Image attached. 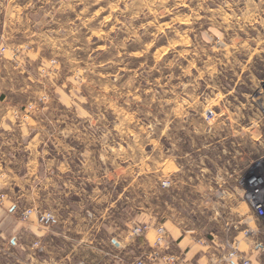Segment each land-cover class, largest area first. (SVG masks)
I'll list each match as a JSON object with an SVG mask.
<instances>
[{"label":"clouds","instance_id":"9594fccd","mask_svg":"<svg viewBox=\"0 0 264 264\" xmlns=\"http://www.w3.org/2000/svg\"><path fill=\"white\" fill-rule=\"evenodd\" d=\"M12 3L0 0V11L7 10L0 31V226L13 235H42L33 225L37 215H52L45 200L75 191L81 176L99 183L138 175L149 161L145 147L153 145L155 155L176 117L205 106L210 112L221 98L198 92L223 63L209 51L226 57L247 48L253 37L239 35L247 29L264 43V0H220L214 8L215 0ZM166 93L176 100L159 99ZM49 142L64 164L56 157L37 163L49 155L37 146ZM73 159L83 164L79 172L67 166ZM109 165L117 171L105 175ZM14 208L17 217L8 213ZM152 242L167 246L163 229ZM224 258L237 264L235 253Z\"/></svg>","mask_w":264,"mask_h":264},{"label":"rangeland","instance_id":"374dc122","mask_svg":"<svg viewBox=\"0 0 264 264\" xmlns=\"http://www.w3.org/2000/svg\"><path fill=\"white\" fill-rule=\"evenodd\" d=\"M219 2L215 0L209 7H216ZM260 32L264 33L263 29ZM239 35L242 40L253 37L248 40L247 48L239 52L229 49L233 54L226 57L209 51L223 63L217 65V74L210 81L200 82L198 92L212 93V99H216L217 93L221 97L211 105L214 117L204 116L207 106L188 109V115L176 117L168 135L159 138L155 155L153 145L145 147L149 161L144 169L137 170L138 175L127 178L117 175L99 183L81 176L75 191L61 194L62 199L58 196L45 200L51 210L65 216L72 212L77 226L68 217L66 223L51 229L44 237L46 242L35 232L21 236L0 228L5 233L0 237V264H42V258L53 262L66 254L98 258L99 249L106 247L111 238L124 241L121 254L135 264L152 247L147 244L145 232L132 233L135 226L143 224L152 231V241L157 225L165 228L166 235L167 228L177 227L196 238H215L225 251L239 244L249 256L256 252V258L264 262V229L252 216L235 182L236 172H248L257 162L264 164V117L251 118L256 108L248 102L257 91L258 81L264 78V43L255 39V30L247 29ZM197 69L203 70L200 63ZM197 69L192 70L194 77L200 74ZM261 85L264 86L262 82ZM159 99L176 100L170 93ZM172 106L176 107V103ZM48 145L53 148L51 142ZM49 153L65 163L55 149ZM82 166L75 159L68 164L74 172H79ZM116 171L109 165L104 174L112 175ZM56 173L58 180H62L59 169ZM63 184H68V180H63ZM38 224L35 220L33 226L37 231L41 229ZM248 226L257 230L251 236H244L243 230ZM10 238L16 243H11ZM89 240L94 252L86 245ZM18 244L24 247L18 248ZM40 245H45L43 250Z\"/></svg>","mask_w":264,"mask_h":264},{"label":"crops","instance_id":"0c3cea01","mask_svg":"<svg viewBox=\"0 0 264 264\" xmlns=\"http://www.w3.org/2000/svg\"><path fill=\"white\" fill-rule=\"evenodd\" d=\"M21 0H13L12 7L15 8L17 6H20ZM6 15H7V10L5 9L4 11H0V31L3 30L4 24L6 22ZM23 15V13H21ZM257 80H260V78H257ZM262 82V80H261ZM261 82L258 81V87L257 91L255 94L250 95L251 99L248 100L249 104L252 106H255V115H252L251 118H261L264 117V94L262 92V85ZM0 99H3V96L0 95ZM243 116V115H242ZM54 148V146H53ZM51 145H45L41 144L37 146L36 151H49L54 150ZM54 156H50V153L47 157L40 158L37 157V163H42L43 160H51ZM19 156H17V159ZM59 164H64V162L59 158L57 159ZM9 168H13V164L9 163L7 165ZM68 166V165H67ZM59 167L57 166L54 168V172H58ZM58 175L56 179H58ZM18 210L19 209H10L8 210V213L13 216L17 217L18 216ZM52 211L56 214L58 217V222L57 224L51 225V226H43L38 224L41 228L45 229L43 231V234L40 235V239L45 240L44 237L47 236V234L50 233L51 229L54 226H60L66 223L68 220V217H70L71 223L75 226H77V223H73V216L72 212L70 213V216H65V213H59L57 210ZM88 211L86 214L88 215ZM85 213H83V217L86 216ZM78 215V214H77ZM0 228L3 230H7L5 226H0ZM41 230V229H40ZM39 230V231H40ZM10 231V230H7ZM175 233H179L178 235H175V238L173 239V235ZM152 231H147L145 232V237L147 239V244L151 245L152 244ZM167 240L168 244L164 248L163 252L164 253H174L177 256V260L174 264H211L212 259H219V255L221 254V249H223V244L221 242H217V239H208V244L203 245L199 242H197V238L194 236H191L189 234L183 233L181 229L179 228H167ZM9 241L13 244L16 243V240L14 238H10ZM46 242V240H45ZM88 244L87 246L92 247V252L95 251L93 248L92 242L86 241ZM91 244V245H90ZM45 245H40V249L43 250ZM122 247H124V241L121 239H114L111 238L109 242L106 244V247L103 246L102 249H99V254L98 258L95 256H81V257H74L73 255L66 254L62 256L59 259H55L52 261H47V258H42L41 260L42 264H132L129 260H126V257H124L123 254H121ZM260 247L258 246L257 250H259ZM125 252V251H124ZM126 253V252H125ZM256 253V252H255ZM252 254L251 256V264H264V262L260 258H256V254ZM219 264H227L223 263L222 261L218 260ZM152 264H164L163 261H157ZM231 264V263H230ZM237 264H241L240 262L237 261Z\"/></svg>","mask_w":264,"mask_h":264},{"label":"built area","instance_id":"2783aa9c","mask_svg":"<svg viewBox=\"0 0 264 264\" xmlns=\"http://www.w3.org/2000/svg\"><path fill=\"white\" fill-rule=\"evenodd\" d=\"M264 31V29H263ZM262 84H264V78L262 79ZM262 92L264 94V86H262ZM215 115L214 109L211 107V111L209 112L207 108L204 110V116L206 118H212ZM263 158V157H261ZM262 162H257L251 165L248 172H236L235 182L236 186L240 188L241 197L244 202H246L252 211V216L255 217V220H259L262 228L264 229V164ZM20 209L18 210V214ZM36 222L43 226H51L58 222V217L52 211V215L46 219L41 221V217L39 215L36 216ZM256 226V225H255ZM139 229V232L136 229ZM163 229L165 237L167 238L165 228L161 225H157L155 227V236L154 239L160 237V231ZM252 226H248L243 230L244 236H251L256 232ZM148 231V225L143 224L139 226H135L132 229L133 234H141ZM153 239V240H154ZM197 242L206 245L208 244V240L204 238H197ZM168 244V240H167ZM233 246V245H232ZM225 251L221 249V254L219 255V259L223 263L230 264L231 262L224 257L228 256L229 253H235L238 257V262L241 264H251L249 259V255L247 252L239 248V244L236 247H232ZM162 247L158 244H153L152 247L148 250L147 253L143 256V258H139L136 260L135 264H147L154 263L157 261H163L164 264H174L177 260V256L174 253H164Z\"/></svg>","mask_w":264,"mask_h":264}]
</instances>
